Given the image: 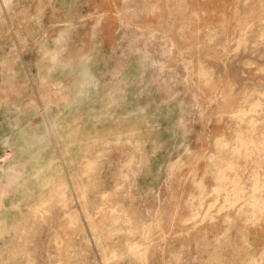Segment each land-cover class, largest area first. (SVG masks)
Instances as JSON below:
<instances>
[{
  "label": "rangeland",
  "instance_id": "374dc122",
  "mask_svg": "<svg viewBox=\"0 0 264 264\" xmlns=\"http://www.w3.org/2000/svg\"><path fill=\"white\" fill-rule=\"evenodd\" d=\"M0 264H264V0H0Z\"/></svg>",
  "mask_w": 264,
  "mask_h": 264
}]
</instances>
